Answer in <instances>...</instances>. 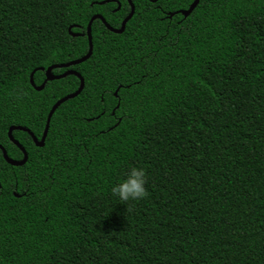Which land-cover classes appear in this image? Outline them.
<instances>
[{
	"label": "trees",
	"instance_id": "obj_1",
	"mask_svg": "<svg viewBox=\"0 0 264 264\" xmlns=\"http://www.w3.org/2000/svg\"><path fill=\"white\" fill-rule=\"evenodd\" d=\"M131 0L68 70L44 147L0 150V264H264V0ZM108 2L104 5L100 3ZM120 5V9L118 6ZM128 0H0V146L80 87L30 82L118 30ZM77 34V37L71 33ZM34 85L46 81L37 71ZM129 166L147 195L110 188Z\"/></svg>",
	"mask_w": 264,
	"mask_h": 264
},
{
	"label": "water",
	"instance_id": "obj_2",
	"mask_svg": "<svg viewBox=\"0 0 264 264\" xmlns=\"http://www.w3.org/2000/svg\"><path fill=\"white\" fill-rule=\"evenodd\" d=\"M128 1H129L130 6H131V11H130V14L127 16V18L123 21L122 26H121V29L115 30V29L111 28V27L107 24L106 20H105L102 16H94V17L91 19V21H90V23H89V25H88L89 52L87 53L86 56H84L83 58H81V59H79V60H76V61H73V62H71V63H68V64L52 66V67L48 68L47 70H44L43 68H39V69H36V70L31 74V77H30L31 85H32L37 91H41V90H43V88H44V86H45V84H46L47 81L58 80V79H61V78H65V77L68 76V75H74V76L78 77V78L80 79L81 84H80V87H79V89H78V91H77L76 93L71 94V95H68L67 97H64L63 99H61L60 101H58V102L53 106V108L51 109V111H50V113H49V115H48L47 123H46V127H45V130H44L43 136H42V138H41L40 140H38V139L34 136V134H33L29 129H27V128H24V127H12V128L10 129V131H9V133H8L9 138H10L11 142H12L13 144H15V145H16V146L22 151V153H23V155H24V158H23L21 161H14V160H12V159H10V158L8 157L6 150H5L2 146H0V150L3 152V156H4V158H5V160H6V162H7L8 164H10L11 166L19 167V166H23V165L27 162V160H28V154H27L26 150L22 147V145H21L18 141H16V140L14 139V137H13V131L18 130V131H23V132L28 133V134L32 137V139H33V141H34V143H35V145H36L37 147H44V145H45V140H46V137H47V134H48V129H49L50 120H51V118H52L54 112H55V111L59 108V106H60L62 103H64L65 101L77 97V96L82 92V90H83V88H84V80H83V78H82L77 72L72 71V70H68V71H66L64 74H62V75H60V76H55V75L52 74V71H53L54 69H70V68L73 67V66H76V65H79V64H82V63L86 62V61L91 57L92 52H93V44H92V37H91V27H92V24H93V22H94L95 20L99 19L100 21H102V23H103V24L107 27V29H108L109 31H111L112 33H115V34H121V33H123L124 30H125L126 24L128 23V21H130V20L132 19V17L134 16V13H135V6H134L133 3L131 2V0H128ZM151 1H152L153 3L157 2V0H151ZM199 2H200V0H195V1L192 3V5L189 7L188 10H182V11H179V12H176V13H172V14L168 15V18L172 19L173 16L178 15V14L182 15L184 18H187V17L190 16L191 13L195 10V8L198 6ZM106 3H108V2H103V3H100V4H101V5H104V4H106ZM119 9H120V5L118 6V9H117V10H119ZM70 33H71V32H70ZM71 35L74 36V37H77V36H78L77 34H73V33H71ZM37 71H45V74H46V81H45V83H44L43 85H41L40 87H36V86L34 85V80H33L34 74H35Z\"/></svg>",
	"mask_w": 264,
	"mask_h": 264
},
{
	"label": "clouds",
	"instance_id": "obj_3",
	"mask_svg": "<svg viewBox=\"0 0 264 264\" xmlns=\"http://www.w3.org/2000/svg\"><path fill=\"white\" fill-rule=\"evenodd\" d=\"M146 173L144 168L129 166L127 171L111 185V196L123 204L138 201L147 195L145 188Z\"/></svg>",
	"mask_w": 264,
	"mask_h": 264
},
{
	"label": "flooded vegetation",
	"instance_id": "obj_4",
	"mask_svg": "<svg viewBox=\"0 0 264 264\" xmlns=\"http://www.w3.org/2000/svg\"><path fill=\"white\" fill-rule=\"evenodd\" d=\"M158 1V0H157ZM156 3V2H155ZM179 12V11H178ZM121 29V28H120Z\"/></svg>",
	"mask_w": 264,
	"mask_h": 264
}]
</instances>
